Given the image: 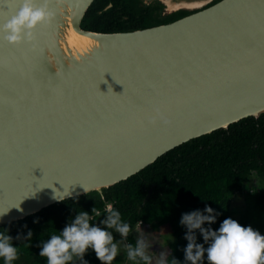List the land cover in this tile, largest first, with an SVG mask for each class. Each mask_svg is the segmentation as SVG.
Wrapping results in <instances>:
<instances>
[{"label": "water", "instance_id": "95a60500", "mask_svg": "<svg viewBox=\"0 0 264 264\" xmlns=\"http://www.w3.org/2000/svg\"><path fill=\"white\" fill-rule=\"evenodd\" d=\"M92 1L34 0L53 15L31 41L0 32V226L264 113V0H169L194 11L113 32L81 27ZM21 2L0 0V25Z\"/></svg>", "mask_w": 264, "mask_h": 264}, {"label": "trees", "instance_id": "16d2710c", "mask_svg": "<svg viewBox=\"0 0 264 264\" xmlns=\"http://www.w3.org/2000/svg\"><path fill=\"white\" fill-rule=\"evenodd\" d=\"M126 1L129 0H93L81 19V27L102 32L148 27L146 21L150 15L146 18L147 12L133 9L125 4ZM108 4L110 6L105 9ZM254 176L259 178L260 184L249 187L248 181ZM149 188L150 194L146 196ZM236 194L243 195L245 205L239 218L234 220L231 201ZM205 204L219 215L215 223H205L202 227L210 226L215 231L224 219L231 218L264 235V113L190 139L127 179L104 189L102 194L92 191L53 203L23 219L0 226V233L10 235L11 243L18 249V259L12 264H47L46 257L39 256L41 249L37 245L53 234L59 235L83 211L90 215V225L103 227L99 222L106 218V208L111 205L131 229L126 238H121L114 229H108L113 233L114 243L123 239L126 245L135 246V227L147 236L152 249L159 247V239L171 234L172 239L162 253L165 263L190 264L184 262L187 229L179 221L182 214L197 209L202 211ZM28 230L33 232L31 239H15L18 234L26 236ZM194 232L196 242L204 243L199 230ZM126 245L118 247V254L111 264H121L127 257ZM83 259L88 264H101L91 249L86 251ZM137 260L139 263L130 261L145 263ZM0 264H4L2 258ZM66 264H82V261L74 257Z\"/></svg>", "mask_w": 264, "mask_h": 264}, {"label": "clouds", "instance_id": "9594fccd", "mask_svg": "<svg viewBox=\"0 0 264 264\" xmlns=\"http://www.w3.org/2000/svg\"><path fill=\"white\" fill-rule=\"evenodd\" d=\"M52 15L46 3L36 6L34 0H22L15 12L0 25V32H4V39L10 44L31 41L34 38L32 30L39 24L49 23ZM155 112L156 116L150 118V123H155L157 117L165 124L170 123L159 109H155ZM61 187L63 191L52 187L54 200L64 201L72 196L69 188ZM92 211L95 212V208ZM106 213V218L99 222L103 227L90 225L91 217L87 212L78 213L59 235L53 234L50 239L37 245L41 249L39 256L46 257L47 264H66L74 257H78L82 264H88L83 257L91 249L101 264H111L118 254V246L113 242V233L108 229H114L121 238H126L131 229L128 223L122 222L120 212L111 205L107 206ZM4 214L0 213V216ZM218 215L207 204L202 211L197 209L181 215L179 223L187 229L184 236L187 240L184 262L203 264V258L207 264H264V235L252 227H243L231 218L224 219L215 231L210 226L202 227L205 223H215ZM194 230H199L204 243L196 242ZM32 236V230H28L26 236L18 234L15 239L29 240ZM12 241L10 235L0 233V258L4 260V264H12L18 259V249ZM126 247L127 258L131 261L139 258L140 261L147 262L151 259L146 254L147 244L144 239H138L135 246L127 244ZM161 264H165L163 254Z\"/></svg>", "mask_w": 264, "mask_h": 264}, {"label": "flooded vegetation", "instance_id": "af4514ba", "mask_svg": "<svg viewBox=\"0 0 264 264\" xmlns=\"http://www.w3.org/2000/svg\"><path fill=\"white\" fill-rule=\"evenodd\" d=\"M169 0H129L126 1L133 9H139L150 15L146 21L149 26L173 21L194 11L185 7L172 6L168 9Z\"/></svg>", "mask_w": 264, "mask_h": 264}, {"label": "rangeland", "instance_id": "374dc122", "mask_svg": "<svg viewBox=\"0 0 264 264\" xmlns=\"http://www.w3.org/2000/svg\"><path fill=\"white\" fill-rule=\"evenodd\" d=\"M257 183L260 184V181H259V178H257L256 176L251 177L248 181L249 187H253L252 185H255ZM244 190H245L244 192H246V189ZM244 205L245 203H244L243 195L236 194L231 201V210H232V216L234 220H237L239 218V212L243 210ZM134 231H135V236L137 240L144 239L146 241V244H147L146 254L151 257L149 261L143 264H161V254L163 253L164 250H166V247H167L166 243L172 239V235L166 234L162 240L159 239V243H160L159 247L156 249H152L148 242L147 236L144 233H142L139 229H137L136 227ZM125 245L126 243L124 242L123 239H121L117 243L118 247H123ZM135 263H139V261L137 260ZM121 264H133V263L126 257Z\"/></svg>", "mask_w": 264, "mask_h": 264}]
</instances>
